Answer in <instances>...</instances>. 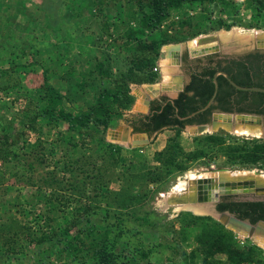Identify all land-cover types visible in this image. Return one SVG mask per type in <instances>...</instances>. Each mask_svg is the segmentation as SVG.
Masks as SVG:
<instances>
[{"label": "trees", "instance_id": "obj_1", "mask_svg": "<svg viewBox=\"0 0 264 264\" xmlns=\"http://www.w3.org/2000/svg\"><path fill=\"white\" fill-rule=\"evenodd\" d=\"M70 1L48 0L39 8L49 13L52 11L53 18L46 26L55 35L59 34L61 42L70 49L77 47L82 50L85 37H95L96 45L92 46L87 54L89 65L84 68L73 60L66 62L64 50L60 49L56 62L62 72L57 77L65 82V87H59L53 83L50 80L49 71L44 69L43 81L39 88L41 94L37 103L38 109L34 108V110L30 105H27L23 111V125L33 130H41L43 125L52 126L63 120L68 124L69 131L73 132L74 138L77 136L87 138L99 145L96 150L102 157V164L100 167L97 164L90 168H81L79 172L84 173V178H79L80 180L76 178L68 184L55 188L45 198L50 213L55 211L56 203L59 201L65 204L75 202L74 215L63 227L52 226L50 221L56 218L55 215H48L51 220L47 222L46 226L51 225V230L45 228L41 233L37 230L33 232L30 226L23 225L16 229L14 223L7 226L6 223L1 225L2 222H0V258L17 260L20 254L25 253L23 249L26 245L29 247L36 245V249H38L42 245L55 242L61 236H69L64 249L58 254V257L64 262L66 258L73 256L72 259L70 258L73 264H87V260H81L79 255L89 252V260L94 259L97 264H126L128 262L120 249L118 250L120 247L118 243L124 239L122 237L125 234H132L130 233L133 229L130 227L132 226L131 217H134L133 214L137 212V205H142L145 200L152 199L157 192L161 191L158 189L152 191L148 187L136 191V185L145 179L149 183L156 182L158 178H161L160 169L167 168V165L171 170L173 165L178 167L177 169L183 168L182 162L174 161L178 157L202 158L212 150L223 152L231 165L257 166L264 170V137H242L221 131L194 136L196 147L188 152H185L178 142H174L173 145H169L165 154V157L174 163L164 160V166H160L156 172L155 169L150 168L141 173H132L130 174L132 179L128 183L123 184L119 190H114L110 187V182L113 180L109 170L116 165L122 146L108 142L103 148L102 142L105 141V138L100 135L101 129L105 131L114 120L122 117L125 110L134 104L135 96L131 92V84L155 82L158 72L153 68L158 63L162 46L170 41L183 38L182 36L169 35L167 30L162 27L163 22L170 17L173 10H179L184 5L199 4L204 11H208L210 4L215 3L220 6L223 13L228 12L233 17L236 15L238 2L237 0H121V7H125V15L119 17V21H113L107 14V10L111 4L118 0H93L91 7L94 9V14L91 13V7L88 5H75V11L72 10L74 13L68 22H57V17L62 14L57 6H66ZM241 2L247 9L251 8L254 18L260 17L264 10V0H243ZM10 6L11 3L8 0L5 3L0 2V15L6 18L4 30L9 29L15 18L18 17L25 18L27 26H24L29 29L21 41L15 38L14 33L4 34V32L0 39V74L7 73L9 76L7 80L12 82L10 84L8 82V88L15 91L13 87L21 85L17 80L19 68L24 67L19 64L20 56L25 54V49L39 52L47 45L33 31V18L26 12L28 6L25 1L18 0L14 4L18 12H11ZM136 6L137 9H135ZM138 14H140L139 24L133 26L131 19ZM52 21H55L56 24H53ZM238 22L242 23V20L235 18L228 23L226 19L220 18L218 21L219 26L226 28H230ZM171 23L173 26V21ZM179 24L181 27L193 25L191 19H182ZM145 31H149L150 36L140 38L139 35H144ZM81 33L84 37L79 36ZM199 33L201 32L192 30L191 36ZM40 34L49 40L48 32L41 31ZM109 40L119 47L118 53H111L108 48L106 49L108 45H111ZM47 44L49 45V42ZM8 54L11 58L5 60L3 56ZM209 57L215 58V64L198 68L200 70L196 71L193 76V83L198 87L195 95L189 103L177 104L182 116L198 110L208 102L215 89L213 76L219 69L225 70L239 85L264 86V54L256 59L249 56L247 60L249 64L243 60L217 59L216 54L209 55ZM3 63H7L8 68L2 69ZM250 69H253L254 75H251ZM217 79L219 88L215 97L216 102L206 110V113L215 109L234 110V104L230 98L233 94H237L240 98L250 95L255 104L240 105L237 108L238 111L264 115L263 92L236 89L223 75H219ZM18 98L20 99V97ZM65 101L69 104L81 105L76 109L67 110L63 106ZM172 109L173 105L169 103L163 115L170 114ZM196 121L199 119L192 118L188 122ZM12 129V126L8 124L0 123L1 159H7L10 155L15 157L12 150L18 147L20 136L26 134L25 131L14 132ZM136 130L151 131L146 124L137 127ZM180 130L182 128H178V131ZM73 146H77V144L75 143ZM86 180L89 184L91 182L94 184L95 196L85 193ZM60 182L62 183V180H57V183L60 184ZM81 182H83L82 185ZM132 182L133 184H131ZM0 183H2L1 179ZM98 196L104 199L106 208H101L98 204L95 205V202L99 201L95 198ZM90 197L95 198L94 202L90 200ZM217 207L220 211L234 212L242 219L248 218L252 223L258 219L264 220V200L237 202L228 201V196H223ZM152 213L154 211H148L143 218H138L139 213H136L137 224L144 225L151 220L149 214ZM176 222L179 227L174 232L181 236L182 241L188 243L190 239H193L196 243V248L189 253L190 255L186 254L185 256V261L189 264L195 263L196 258L201 259V264H264V258L260 256L262 247L252 243L244 246L239 245L233 236V230L226 228L210 215H196L190 211H183L176 217ZM169 225L173 226L174 221L169 222ZM3 229L7 230L6 236L1 232ZM125 241L127 244H131L130 239L129 241L125 239ZM129 251L132 261L150 255V252L141 246L130 247ZM218 253L226 255L227 259L216 257Z\"/></svg>", "mask_w": 264, "mask_h": 264}, {"label": "rangeland", "instance_id": "obj_2", "mask_svg": "<svg viewBox=\"0 0 264 264\" xmlns=\"http://www.w3.org/2000/svg\"><path fill=\"white\" fill-rule=\"evenodd\" d=\"M8 1L11 3V12H18L14 7V4L17 3L18 0ZM24 1L28 6L26 12L31 14L33 18V31H35V34L41 41L45 42L47 46L43 47L39 52H32L29 49H25V54L20 56L18 60L19 64L24 67H18L20 71L18 72L17 80L21 85L13 87L15 91L8 88L9 84L12 82L7 80L9 78L7 73L0 74V123L12 126L14 132L22 130L26 133L24 136H20L18 147L12 150L15 157L10 155L7 158L8 160L0 158V179L2 182L0 183V222H2L1 225L6 223L7 226H11V224L14 223L16 229L23 225L30 226L33 232L37 230V232L41 233L42 229L44 230L45 228L51 230V225H48V227L46 226L47 222L51 220L48 215L56 216L54 220L50 221L52 226L56 225L58 227H63L72 219L75 210L74 205H76L75 202L65 204L59 201L56 203L57 208L55 211L50 213L45 198H47L55 188L68 184L76 178L78 180L84 178V173L79 172L81 168H90L92 165L94 166L97 164H99L98 166L100 167L102 164V157L96 150L99 145L95 141L87 138H80L79 136L74 138L73 132L69 131L68 124L63 120L52 126L43 125L41 130H33L29 127H25L23 125V111L27 105H30L33 109H38L37 103L41 94L39 88L43 81L44 69L49 71L50 80L53 83L59 87H65V82L57 77L59 76L58 74L62 72L56 62L60 49L63 48L64 50L66 62L73 60L78 65L85 68L89 65L87 54L91 50V47L96 45V41L95 37H85L82 50H79L77 47H72L70 49L61 42L59 34L55 35V33L51 32L49 27L46 26L53 18L52 15L54 14L51 13L52 11L49 13L40 10L39 6L48 0ZM241 1L243 0H237V11L236 15L233 17L230 16L228 12L223 13L220 6L215 3L210 4L208 11H204L203 7L199 4L184 5L179 10H173L170 17L163 22L162 27L164 30H167L169 35L173 37L182 36L183 38L170 41L163 45L158 62L161 64V61L169 55L167 48L170 45L180 43L182 50H188V53H190L189 44H192L191 42L197 37L200 38L209 34L218 36V54L220 55L238 57L254 50L255 41L252 36L258 30H264V10L260 14V17L254 18L251 8L247 9L245 4H242ZM0 2L5 3L6 0H0ZM92 2L93 0H71L66 6H57L59 11L62 12V14L57 17V22H68L71 19L72 13H74L72 10H74L76 6L88 5L91 7ZM121 2V0H118L116 3L111 4L107 10V14H109L113 21H119V17H124L125 15V7H121ZM135 9H137V6ZM93 10L94 9L91 7L90 11L94 14ZM138 18H140V14L131 19V24L133 26L139 24ZM220 18L226 19L228 23L232 22L235 18H240L242 23L238 22L230 28H226L224 26H219L218 21ZM182 19H191L193 25L181 27L179 21ZM172 21L173 26L171 23ZM5 22L6 18L0 15V39H2V32H4V34L14 33L15 38L21 41L29 31V29L24 26L26 25L24 17L15 18L14 23L10 25V28L7 30H4ZM52 22L56 24L55 21ZM235 26L244 27L248 30L247 33H249L244 37L232 36L231 38H225L221 35L222 32L231 30ZM192 30H197L201 33L191 36ZM41 31H43V33L45 31L48 32L50 35L49 40L45 39L44 36L40 34ZM79 36L84 37L82 33ZM149 36V31H145L144 35H139L140 38ZM47 42H49V45ZM109 44L111 45H108L106 49L108 48L111 53H118L119 47L111 40H109ZM121 55H123V52H121ZM3 57L5 60L11 58L10 54L4 55ZM169 59L172 60L171 57ZM196 59L198 60L197 62H202L205 60V56L201 55L200 57H196ZM164 67L170 69L169 82H171L172 85L173 79H171V76H173L174 73L184 72L180 64L172 62L170 65L166 62L160 72H158V77L155 82L131 84V92L135 96L134 104L129 109L125 110L122 117L114 120L105 131H102V129L100 130V135L105 138V141L102 142L103 148L108 142L122 146L116 165L109 170L113 180L110 182V187L114 190H119L122 188L123 184L126 182L128 183V181L132 179L130 176L132 173H141L150 168L155 169V172L158 171L160 166H164L163 161L168 160L165 154L169 145H173L174 142H178L185 152L192 151L196 147V142L193 138L194 135L187 129L178 131V128L162 130L152 135L151 143L139 147H133L128 144L132 136L138 134L137 132L130 135L128 140L122 139L118 141L115 139L116 132H119V130L125 133L127 126L130 125L133 114L145 112L147 110L144 105V96L148 94L153 96L154 90L144 85L158 83L159 94L166 93L171 96L175 95L174 90L163 89L162 81L164 80ZM1 68H8V64L3 63ZM18 97H20V99ZM80 105L81 104H69L67 101L63 103V106L67 110L76 109ZM221 131L230 135H236L226 130L215 132ZM205 134L208 133L196 136ZM75 143L77 146H73ZM98 143L101 145L100 142ZM168 161L171 160L169 159ZM174 161L182 162V166L184 167L177 169L178 167L176 168L173 165L171 166V170L169 165H167V168L163 170L160 169L161 178H158L156 182L149 183V181L145 179L135 187L136 191H141L147 187L152 191L156 189L161 191L157 192L152 199L145 200L142 205H137V212L133 214L134 217H131L132 226L130 227H133V229L130 233L132 234H125L122 237L124 239H121L118 243L120 246L118 250L120 249L125 256V260L128 262L126 264H189L185 261V256L186 254L187 256L190 255L189 253L196 248V243L193 239H190L188 243H184L181 236L175 233L174 230L176 231L179 227L176 222V217L179 213L190 210L179 205L167 204L165 201L172 184L180 176L184 175L186 171H207L210 175H217L219 172L229 170H255L257 171L256 173L264 171L257 166L247 167L231 165L226 155L216 150H212L208 155L202 158L189 159L186 157H178ZM171 162L174 163L173 161ZM57 180H62L63 184L61 182L60 184L57 183ZM86 182L85 193L89 196H95L94 184L92 182L89 184L88 180H86ZM82 184L83 182H81V185ZM131 184H133V182ZM95 198L100 201H97L98 203L95 202V205L98 204L101 208H106L103 198L99 196ZM95 198L93 199L90 197V200L94 202ZM132 210L134 209L132 208ZM150 210L154 211V213L149 214L151 220L144 223V225H138V222L135 220L136 213H139L138 218H143ZM190 212L196 215H210L205 213L197 214L194 211ZM83 220L85 221L84 218ZM173 221L174 225H169V222ZM164 230H166V232H164ZM1 232L6 236V229H3ZM233 236L239 245L255 244L251 238L240 232L233 230ZM68 239L69 236H61L60 239L55 240V242L42 245V247L38 249H36V245L30 247L26 245L23 249L25 253L20 254L17 260H5L4 257H1L0 264H73L71 260L73 256L70 257L71 259L66 258V261L70 259L67 263L58 257L59 252L64 249L66 240ZM125 239L128 241L130 239L131 244H127ZM138 246L150 252V255L146 258H138L136 261H132L133 259L129 251L130 247ZM89 256V252H83L79 255V258L81 260H87V264H97L94 259L89 260ZM260 256L264 258V248L261 250ZM216 257L223 260L227 259V256L221 253H218ZM193 264H201V259L196 258V262Z\"/></svg>", "mask_w": 264, "mask_h": 264}, {"label": "water", "instance_id": "obj_3", "mask_svg": "<svg viewBox=\"0 0 264 264\" xmlns=\"http://www.w3.org/2000/svg\"><path fill=\"white\" fill-rule=\"evenodd\" d=\"M255 41V45L258 48H264V30H258L252 36ZM197 45V46H196ZM181 44H172L167 50L168 54L172 58V52L180 50ZM191 54L199 56L205 53L219 51V38L216 35H205L198 38V42L194 45L189 44ZM219 74L224 75L229 79L232 85L240 90L259 91L264 93V86H243L232 80L228 73L225 71H218L214 76L215 91L205 107H208L213 101L217 93L218 81L217 76ZM163 85V89L174 90L171 82ZM145 87L153 89L155 92L159 91V84L149 83L144 85ZM204 107V108H205ZM220 128L234 133L236 135H242L246 137H264V116L257 113H231V112H217L213 114L211 123L188 125V131L196 136L204 133H212L218 131ZM131 135V127L127 126L125 135L116 132V140H128ZM123 136V138H122ZM117 141V142H118ZM150 139L147 133H138L132 136L128 144L133 147L144 146L149 144ZM261 173V172H260ZM259 174V173H256ZM226 194H238L247 195L252 194L264 199V180L256 176L249 175L247 177H226L225 175H210L204 178H198L193 180L188 191L181 196H175L173 198H167L165 201L167 204L180 205L181 207L194 211L197 214L202 213L203 210H207L205 214H210L216 218L227 228L238 231V227L245 230L246 236L251 238L253 242L264 248V220L259 221L257 224H252L245 219H242L229 211H220L216 208V203L220 200L222 195ZM195 208L202 212H197ZM261 238V242L257 239Z\"/></svg>", "mask_w": 264, "mask_h": 264}, {"label": "flooded vegetation", "instance_id": "obj_4", "mask_svg": "<svg viewBox=\"0 0 264 264\" xmlns=\"http://www.w3.org/2000/svg\"><path fill=\"white\" fill-rule=\"evenodd\" d=\"M214 54H216L217 59L219 58V59H228V60H230V59L243 60L245 63L249 64L247 62L248 57L250 56L254 59L259 58V56L261 57V54H264V48H258L255 45L254 50H252L251 52H249L243 56H238V57L237 56H231V55H220V54H218V51L205 53V54H202L203 56H205V60L202 62H197L198 60L196 59V57H200L201 55L194 56L191 54V52L188 53V50L184 51L181 48L180 50L173 51L172 52V59H175L176 63L180 64V66L184 69L183 73H174L172 78H171V79H173V85L172 86L175 87V89H174L175 95L171 96V95H168L166 93L159 94L158 91L157 92L154 91L153 96H150L149 94L145 95L144 96V105L146 106L147 110L145 112H138V113L133 114L130 125H129V127H131V135L133 133H136V132L137 133H147V135L150 139L149 143H151L152 135L157 134V133L161 132L162 130L170 129V128H182V130H185V129H187L188 125L211 123V121L213 119V114L217 113V112L246 113V112L238 111L237 108L240 105L249 106L251 103L254 104L250 95H247L246 97L240 98L239 95L233 94L230 99H231L232 103L234 104V108H235L234 110L226 111V110L215 109L213 111H210L209 113H206V110H208L210 108V106H212L216 102L215 98H214V101L208 107H205L208 104L209 100L211 99V97H212L211 96L210 99L208 100V102L204 106L200 107L198 110L192 111V112H190L184 116L180 115L179 107L177 104L178 103L183 104L185 102H187V103L190 102L191 98L195 95V92L198 89V87L195 86V84L193 83V81H194L193 76H194L196 71L200 70L198 68H200L202 66L206 67L208 65H214L215 64V62H216L215 58L209 57V55H214ZM252 58H249V59L252 60ZM161 69H162V67H161ZM250 70H251V75H254L253 69H250ZM218 71H225V70L219 69L215 73H217ZM219 75H222V74H219ZM214 76H215V74H214ZM214 76H213V82H214ZM229 77H230V75H229ZM225 78H226V80L229 81V79L227 77H225ZM232 80H234V79H232ZM217 81H218V79H217ZM229 84L232 85V83L230 81H229ZM224 87H226V86H224ZM218 88H219V83H218ZM218 88H217V91H218ZM215 89H216V87H215ZM215 89H214V91H215ZM216 95H217V93H216ZM169 103L173 105V109L170 111V114L163 115L165 108ZM156 114H159V115H156ZM192 118H198L199 121L189 123L188 122L189 119H192ZM145 124L148 126V128L151 129V131H137L136 130L137 127L145 125ZM219 130H224V129L220 128ZM124 135H125V133H124ZM223 196H228V201H237V202L262 200L261 197L254 195V194H252L251 196L249 194H247V195L226 194V195H222L220 200L216 203L217 209H218L217 205L221 201ZM224 211H229V210H224ZM229 212H231V211H229ZM231 213H234V212H231ZM234 214L237 215L236 213H234ZM245 220L252 223L248 218ZM259 221H261V219L256 220L255 223H252V224H257Z\"/></svg>", "mask_w": 264, "mask_h": 264}, {"label": "bare ground", "instance_id": "obj_5", "mask_svg": "<svg viewBox=\"0 0 264 264\" xmlns=\"http://www.w3.org/2000/svg\"><path fill=\"white\" fill-rule=\"evenodd\" d=\"M247 29H245L244 27H240V26H235L233 27L231 30H228V31H224L222 32V36L225 37V38H228V37H232V36H239V37H244L245 35H247ZM198 42V37L196 39H194L191 43L192 45L195 46V44ZM197 46V45H196ZM170 55H168L167 57H169ZM176 63L175 60H172L171 63ZM170 63V65H171ZM161 64H162V67L163 65L166 64L165 60H162L161 61ZM168 64V63H167ZM163 83L162 85H166L168 84L169 80H170V69L164 67L163 68ZM172 74V73H171ZM172 77V76H171ZM161 85V84H160ZM161 85V86H162ZM122 134H123V131H122ZM123 138V137H122ZM257 171L255 170H229V171H222V172H219L220 175H225L226 177H247L249 175H252V176H256L258 178H262L264 180V171H262L261 173L259 174H256ZM206 176H210V173H208L207 171H196V170H190V171H186L184 173V175L180 176L171 186L170 188V191L168 193V197L167 198H173L175 196H181L183 195L185 192L188 191L189 187L191 186L193 180L195 179H198V178H204ZM180 206V205H179ZM179 208V207H178ZM195 210L197 212H202L201 210L195 208ZM207 210H203L202 213H206ZM238 231L242 232V233H245V230L238 227ZM245 235V234H244ZM258 241H262L261 238H258L257 239Z\"/></svg>", "mask_w": 264, "mask_h": 264}, {"label": "built area", "instance_id": "obj_6", "mask_svg": "<svg viewBox=\"0 0 264 264\" xmlns=\"http://www.w3.org/2000/svg\"><path fill=\"white\" fill-rule=\"evenodd\" d=\"M162 65L158 62L157 65L153 68L154 71L160 72Z\"/></svg>", "mask_w": 264, "mask_h": 264}, {"label": "crops", "instance_id": "obj_7", "mask_svg": "<svg viewBox=\"0 0 264 264\" xmlns=\"http://www.w3.org/2000/svg\"><path fill=\"white\" fill-rule=\"evenodd\" d=\"M167 56H168V55H167ZM169 58H170V57H166V58L164 59L165 62H167L168 64H170L172 60H175V59L170 60ZM175 61H176V60H175ZM161 65H162V64H161ZM150 89H151V88H150ZM119 132H120V134H122V130H121V131L119 130Z\"/></svg>", "mask_w": 264, "mask_h": 264}]
</instances>
